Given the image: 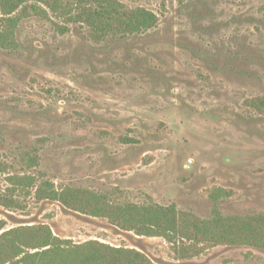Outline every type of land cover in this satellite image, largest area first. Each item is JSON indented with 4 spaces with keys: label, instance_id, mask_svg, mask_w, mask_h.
Masks as SVG:
<instances>
[{
    "label": "rangeland",
    "instance_id": "374dc122",
    "mask_svg": "<svg viewBox=\"0 0 264 264\" xmlns=\"http://www.w3.org/2000/svg\"><path fill=\"white\" fill-rule=\"evenodd\" d=\"M120 1L155 13L157 26L97 44L83 25L30 17L18 48L0 49V188L9 176L36 180L16 192L22 208L0 206V220L155 264H264L248 246L184 259L162 238L36 198L50 182L202 219L264 214V114L248 105L264 97V0Z\"/></svg>",
    "mask_w": 264,
    "mask_h": 264
},
{
    "label": "trees",
    "instance_id": "16d2710c",
    "mask_svg": "<svg viewBox=\"0 0 264 264\" xmlns=\"http://www.w3.org/2000/svg\"><path fill=\"white\" fill-rule=\"evenodd\" d=\"M52 16L66 24L83 25L97 44L111 37L148 32L159 21L152 11L131 8L120 0H0V49L13 51L18 48L16 32L25 19L38 17L51 21ZM53 23L64 33L65 27ZM248 105L264 114V97L253 98ZM5 171V164L0 162V173ZM7 182L9 186L5 190L0 188V206L22 208L16 192L35 188V178L9 176ZM35 193L38 200L59 202L69 210L106 219L123 231L162 238L184 259L201 255L206 247L222 245L248 246L264 251V214L225 216L215 210L210 219H202L174 206L117 203L107 195L80 188L56 189L50 182H42ZM0 264L155 263L136 249L114 247L96 240L75 244L57 237L45 224L7 228V222L0 220Z\"/></svg>",
    "mask_w": 264,
    "mask_h": 264
}]
</instances>
